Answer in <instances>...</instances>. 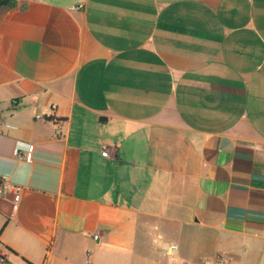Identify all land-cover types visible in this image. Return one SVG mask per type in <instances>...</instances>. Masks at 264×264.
Here are the masks:
<instances>
[{
    "label": "crops",
    "instance_id": "obj_1",
    "mask_svg": "<svg viewBox=\"0 0 264 264\" xmlns=\"http://www.w3.org/2000/svg\"><path fill=\"white\" fill-rule=\"evenodd\" d=\"M1 180L13 264H264V0H7Z\"/></svg>",
    "mask_w": 264,
    "mask_h": 264
},
{
    "label": "built area",
    "instance_id": "obj_2",
    "mask_svg": "<svg viewBox=\"0 0 264 264\" xmlns=\"http://www.w3.org/2000/svg\"><path fill=\"white\" fill-rule=\"evenodd\" d=\"M81 8V5H77L75 7V9H79ZM33 150H34V146L33 145H27V147L25 148V150H23L22 153H20L18 150H15L14 151V154L22 159L24 162L26 163H31V161L33 160ZM101 154L103 156H106L107 155V152L105 150H103L101 152ZM0 193L2 195H7V194H10L12 195V202L14 204L17 203L18 199H19V188L16 186V185H13L11 183H9L8 181L6 180H1L0 182ZM97 235H93L92 238L93 239H97ZM176 245H172L169 247V253H171L172 251H174L176 249ZM0 264H13L7 257V253L2 251L0 249ZM203 264H211V263H203Z\"/></svg>",
    "mask_w": 264,
    "mask_h": 264
},
{
    "label": "water",
    "instance_id": "obj_3",
    "mask_svg": "<svg viewBox=\"0 0 264 264\" xmlns=\"http://www.w3.org/2000/svg\"><path fill=\"white\" fill-rule=\"evenodd\" d=\"M6 2H7V0H1L0 5L5 4Z\"/></svg>",
    "mask_w": 264,
    "mask_h": 264
},
{
    "label": "trees",
    "instance_id": "obj_4",
    "mask_svg": "<svg viewBox=\"0 0 264 264\" xmlns=\"http://www.w3.org/2000/svg\"><path fill=\"white\" fill-rule=\"evenodd\" d=\"M1 1V0H0Z\"/></svg>",
    "mask_w": 264,
    "mask_h": 264
}]
</instances>
